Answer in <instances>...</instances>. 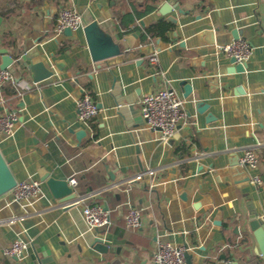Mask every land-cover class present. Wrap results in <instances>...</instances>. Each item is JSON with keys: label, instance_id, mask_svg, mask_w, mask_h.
<instances>
[{"label": "crops", "instance_id": "1", "mask_svg": "<svg viewBox=\"0 0 264 264\" xmlns=\"http://www.w3.org/2000/svg\"><path fill=\"white\" fill-rule=\"evenodd\" d=\"M165 2L177 21L165 39L151 37L149 25L168 20L159 12ZM148 5L155 8L138 16ZM65 7L82 13L73 36L55 29ZM0 16V48L14 58L23 48H37L33 61L54 70L34 83L14 64L9 67L16 81L2 87L0 112L15 111L18 123L13 135H0V151L17 181H40L44 170L73 176L81 198L61 204L45 182L33 201L13 202L12 191L1 196L0 264H30L28 250L17 260L4 253L18 237L67 264H156L159 241L188 245L191 264H217L223 254L229 263L264 264L248 224L250 209L258 218L264 214V0H0ZM93 19L122 44L121 54L92 61L83 29ZM234 29L252 46L244 72L228 71L231 57L219 50L233 40ZM205 30L215 31L214 44ZM58 60L64 68L56 66ZM182 81L192 87L187 96ZM115 82L134 95L139 117L144 94L165 87L176 92L187 117L172 142H163L159 130L141 118L127 123L116 110ZM83 88L98 106L90 123L77 117ZM199 102L208 103L202 113ZM79 128L86 131L80 140L74 132ZM247 149L259 153L256 169L240 164ZM230 160L240 166L234 174ZM148 169L155 174L127 183ZM257 176L261 183L254 182ZM128 202L142 208L139 229L125 225ZM86 203L108 206L107 230L89 228L82 213ZM96 236L103 237L107 252L92 247Z\"/></svg>", "mask_w": 264, "mask_h": 264}, {"label": "built area", "instance_id": "2", "mask_svg": "<svg viewBox=\"0 0 264 264\" xmlns=\"http://www.w3.org/2000/svg\"><path fill=\"white\" fill-rule=\"evenodd\" d=\"M99 0H91L96 2ZM82 13L74 8L65 7L61 9L56 32L62 33L66 28L73 31L82 26ZM220 52L234 57L237 63H245L252 54L251 44L244 38L233 39L220 45ZM151 62H156V55L151 57ZM15 72L11 68L0 69V91L6 83H15ZM22 87V86H21ZM23 88V87H22ZM20 94L21 89H17ZM140 112L144 122L151 128L159 130L160 139L163 142L168 141L176 132L180 123H182L187 113L183 108L181 98L176 92L168 87L144 94L140 101ZM78 120L82 123H90L98 113V106L92 96L83 88L82 95L76 102ZM18 123V114L15 111L0 112V135L5 137L13 135ZM240 164L249 169H256L259 164V153L256 149H247L240 157ZM148 173L150 176L155 174L153 169L141 171L128 179L131 184L141 180ZM255 183H261L260 177L254 178ZM68 184L73 188L78 186L76 177H69ZM128 191V188L125 189ZM42 193V182L38 179H25L17 182L12 190V201L22 203L33 201ZM78 198L73 203L78 202ZM82 213L85 221L91 229L107 230L111 224V210L106 209L100 203H86L83 205ZM264 225V214L259 216ZM125 225L128 229L136 230L143 225V211L128 202V208L124 217ZM30 246V241L18 237L11 245L4 249V253L10 257L21 259ZM188 251L184 245L172 244L159 241L153 252V259L156 264H186L185 254Z\"/></svg>", "mask_w": 264, "mask_h": 264}, {"label": "water", "instance_id": "3", "mask_svg": "<svg viewBox=\"0 0 264 264\" xmlns=\"http://www.w3.org/2000/svg\"><path fill=\"white\" fill-rule=\"evenodd\" d=\"M173 6L165 2L163 3L160 8L159 12L162 15H166L167 19L171 22H176L177 19L168 16V14L172 11ZM2 21V17L0 16V24ZM143 23V22H141ZM84 36L86 39V43L90 52V56L93 62H99L111 57H114L116 55H119L123 52L122 44L120 42H116L114 38L106 33L98 24V21L96 19H93L89 24H87L84 29ZM214 30L207 31L205 30L203 34L208 35L209 40L208 43L214 44ZM63 33L66 36H73L74 31L71 28H66ZM136 35H140V32H137ZM233 39H238L241 36V31L234 29L232 31ZM124 40L128 43L129 46H131L130 37L127 35L123 36ZM184 43H181L183 45ZM0 54H2V62L0 64V69H5L10 67L12 64H14L16 67H18L20 70L26 72L31 80L34 83H40L51 76L54 75V70L50 67H48L44 61L38 60L33 61L34 56H38L39 50L37 48H23L22 53L19 57L14 58L12 55L8 53V50L6 48H0ZM231 64L232 67L228 71H237V72H244L247 67V63H237L236 59L234 57H231ZM56 66L59 69L64 68L65 62L62 60L56 61ZM113 87V97H114V103L116 106L117 112L124 116L127 123L131 124V121H136L138 123L141 121L142 116L139 117L137 114V109H135L134 103V95H126L123 93L122 86L115 82ZM182 84L184 85L185 90V96L190 93L192 87L186 82L182 81ZM208 108V103L199 102L197 104V111L199 113H202L204 110ZM213 116H209V118H212ZM141 118V119H140ZM144 122V120L142 119ZM74 132L77 133V138L80 140L82 137L86 135V131L82 128L76 129ZM173 139H169L168 142H172ZM230 166L231 171L234 174L239 171L238 162H235L234 160H230ZM109 174L111 175V178L114 179L112 172L109 171ZM40 181L45 182L48 188L50 189L53 197L61 204H73L76 200L79 198V191L77 188H73L68 184V179L65 176L60 177H54L51 175L50 172L44 170L40 172ZM244 180H249V176L245 177ZM17 179L15 178L14 174L12 173L7 161L5 160L4 156L2 155L0 151V197L7 194L8 192L12 191L13 188L17 185ZM106 209H108V206H105ZM250 214H252V217L248 220V224L252 231L254 232V237L258 243L257 251L261 252L264 256V225L262 221L257 217L258 214L256 211L250 209ZM99 231V229H96ZM188 245H186L187 247ZM92 247L100 252L105 253L108 251L109 247L107 244H105L103 237L96 236L92 242ZM28 251L30 253V264H67L63 262H58L50 253H43L42 255L39 254L38 249L28 248ZM14 259H18L17 257H13ZM186 258V264H191L192 256L187 251L185 254ZM72 264H82L80 262H75ZM217 264H238V263H229L226 262V255H221L220 260L217 262Z\"/></svg>", "mask_w": 264, "mask_h": 264}, {"label": "trees", "instance_id": "4", "mask_svg": "<svg viewBox=\"0 0 264 264\" xmlns=\"http://www.w3.org/2000/svg\"><path fill=\"white\" fill-rule=\"evenodd\" d=\"M155 8V5H148L145 10H143L142 12H137L138 16H143L147 13H149L150 11H152ZM173 28V23L165 20V19H160L157 20L155 22H153L152 24L149 25L148 27V31L151 35V37H160L162 39L166 38V34ZM66 47H62V49L64 50ZM16 77V75H15ZM10 94H15L16 92L14 90H10L9 91Z\"/></svg>", "mask_w": 264, "mask_h": 264}]
</instances>
